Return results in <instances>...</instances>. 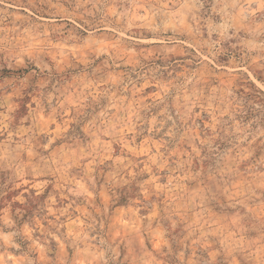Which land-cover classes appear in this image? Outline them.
I'll list each match as a JSON object with an SVG mask.
<instances>
[{
    "label": "rangeland",
    "instance_id": "obj_1",
    "mask_svg": "<svg viewBox=\"0 0 264 264\" xmlns=\"http://www.w3.org/2000/svg\"><path fill=\"white\" fill-rule=\"evenodd\" d=\"M0 264H264V0H0Z\"/></svg>",
    "mask_w": 264,
    "mask_h": 264
}]
</instances>
